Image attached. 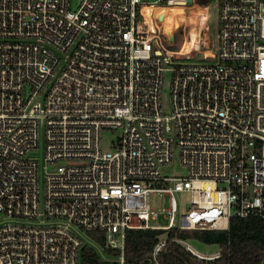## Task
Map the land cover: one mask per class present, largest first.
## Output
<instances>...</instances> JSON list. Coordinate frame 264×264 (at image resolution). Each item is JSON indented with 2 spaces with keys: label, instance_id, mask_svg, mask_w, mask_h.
Instances as JSON below:
<instances>
[{
  "label": "built area",
  "instance_id": "1",
  "mask_svg": "<svg viewBox=\"0 0 264 264\" xmlns=\"http://www.w3.org/2000/svg\"><path fill=\"white\" fill-rule=\"evenodd\" d=\"M70 1L0 0V264H79L84 247L123 264L129 230L160 232L156 263L169 232L264 220V0H210L211 64L174 63L142 11L196 0ZM102 132L118 133L110 150Z\"/></svg>",
  "mask_w": 264,
  "mask_h": 264
},
{
  "label": "trees",
  "instance_id": "2",
  "mask_svg": "<svg viewBox=\"0 0 264 264\" xmlns=\"http://www.w3.org/2000/svg\"><path fill=\"white\" fill-rule=\"evenodd\" d=\"M159 231L129 230L125 232L123 243V264H264V220L230 219L226 231L194 230L174 231L167 234L164 250L151 260L152 248ZM90 238L102 244L98 234L90 233ZM195 240L204 245H216L219 258L211 262L196 260L186 254L172 240ZM111 258L115 251H106ZM79 264H115L104 262L96 253L84 247L80 253Z\"/></svg>",
  "mask_w": 264,
  "mask_h": 264
},
{
  "label": "rangeland",
  "instance_id": "3",
  "mask_svg": "<svg viewBox=\"0 0 264 264\" xmlns=\"http://www.w3.org/2000/svg\"><path fill=\"white\" fill-rule=\"evenodd\" d=\"M197 4H195L192 9L189 10V13L191 16H189V20L191 21V27H190V34L188 36H183L181 33L187 29V27H183V25H176L172 31L170 36H166L169 46L167 47L168 50L173 51L174 53H179L183 50L184 52L188 53L189 49L192 47V40H198V36L202 37V45L198 47V51L195 53V50L193 53L189 55V58H184L182 56H178L177 59H174L176 61H173L174 63H180V64H211L214 62V55H213V48H214V34L216 33V11L215 7L210 3V0H196ZM76 0L70 1V7H75ZM200 9L206 10V15L204 13H200ZM162 16V15H160ZM165 17V15H163ZM166 18V17H165ZM205 21V27L201 28V23ZM161 28H163L161 26ZM205 30V31H203ZM192 31V32H191ZM202 32V35L200 32ZM199 33V35H198ZM183 37V38H182ZM188 49V50H187ZM181 53V54H182ZM180 54V53H179ZM189 54V53H188ZM169 84H170V77L168 73L163 74L162 78V86L160 91V98L162 103V108L164 112L168 111V90H169ZM117 132H102L101 136V148L103 150H110V141H114ZM167 170V176L168 177H182L184 172L182 169H180L178 165V161L176 159V156L174 157L172 163L169 165ZM177 207H178V214H182L188 206V203L190 201V194L186 192L177 193L173 196ZM150 205L155 210H160L162 208V201L163 197L158 196L156 194H151L149 197ZM166 224L165 221H163L160 217L155 223H151V225L156 227H161ZM189 245L199 254L202 255H209L213 254L219 251L218 246L216 245H204L202 243H199L195 240H189Z\"/></svg>",
  "mask_w": 264,
  "mask_h": 264
},
{
  "label": "bare ground",
  "instance_id": "4",
  "mask_svg": "<svg viewBox=\"0 0 264 264\" xmlns=\"http://www.w3.org/2000/svg\"><path fill=\"white\" fill-rule=\"evenodd\" d=\"M195 4L191 7H188L186 9H182V8H177V7H164V6H153V7H147L144 8L143 11V15H144V19L146 21V23L148 24L149 28L154 29V27H156L157 29H159L160 33H162V35H166V36H170L172 29L176 26V25H183V27H187L186 30H184L181 35L183 34V36H188L190 34V27H191V21L188 19L189 16H191V14L189 13V10L192 9V7H194ZM206 11V10H205ZM162 15V16H160ZM163 15H165V17H163ZM155 23H154V21ZM201 28L203 29V27L205 26L204 22H202L201 24ZM161 26L163 28H161ZM205 31V30H203ZM183 38V37H182ZM197 40L193 41L192 40V47L191 49H189V54L182 51H180L177 55L179 56H184L186 58L189 57V55L191 53H193L194 50L197 49ZM188 50V49H187ZM182 53V54H181Z\"/></svg>",
  "mask_w": 264,
  "mask_h": 264
},
{
  "label": "crops",
  "instance_id": "5",
  "mask_svg": "<svg viewBox=\"0 0 264 264\" xmlns=\"http://www.w3.org/2000/svg\"><path fill=\"white\" fill-rule=\"evenodd\" d=\"M204 24H206L205 21H204ZM204 27H205V26H204ZM204 27H203V28H204ZM191 32H192V31H191ZM193 41H195V39H193Z\"/></svg>",
  "mask_w": 264,
  "mask_h": 264
}]
</instances>
